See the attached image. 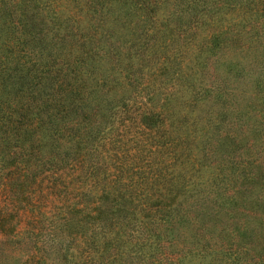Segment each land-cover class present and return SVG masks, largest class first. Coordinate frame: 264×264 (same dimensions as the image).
Returning <instances> with one entry per match:
<instances>
[{"label": "trees", "instance_id": "obj_1", "mask_svg": "<svg viewBox=\"0 0 264 264\" xmlns=\"http://www.w3.org/2000/svg\"><path fill=\"white\" fill-rule=\"evenodd\" d=\"M0 264H264V0H0Z\"/></svg>", "mask_w": 264, "mask_h": 264}]
</instances>
